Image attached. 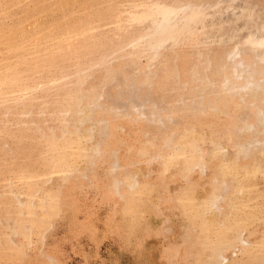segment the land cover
I'll list each match as a JSON object with an SVG mask.
<instances>
[{"label":"rangeland","instance_id":"rangeland-1","mask_svg":"<svg viewBox=\"0 0 264 264\" xmlns=\"http://www.w3.org/2000/svg\"><path fill=\"white\" fill-rule=\"evenodd\" d=\"M0 264H264V0H0Z\"/></svg>","mask_w":264,"mask_h":264}]
</instances>
